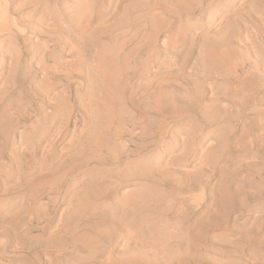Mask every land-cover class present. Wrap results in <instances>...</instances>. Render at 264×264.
<instances>
[{
  "label": "rangeland",
  "instance_id": "obj_1",
  "mask_svg": "<svg viewBox=\"0 0 264 264\" xmlns=\"http://www.w3.org/2000/svg\"><path fill=\"white\" fill-rule=\"evenodd\" d=\"M163 1L0 0V264H58L86 255L87 235H95V252H106L115 264H175L173 250L189 264H264V209L257 212L262 194L245 204L233 202L227 213L208 208L216 197L209 183L214 168L198 165L194 154L162 161L149 178L122 171L158 157L166 127L186 116L210 128L199 108L214 100L227 112L222 120L229 130L238 135L247 129L239 137L246 148L264 140V0H241L219 24L201 21L210 0H182L171 12L163 9L169 0ZM158 18L165 22L153 29ZM195 19L206 27L193 32H206L205 40L183 32V23ZM228 46L242 61L227 75L219 51ZM102 53H115L114 61L123 63L117 82H109V97L95 74ZM205 61L214 64L212 79H205ZM204 79L210 84L199 88ZM214 81L225 83L229 94L210 90ZM244 82L251 97L243 93ZM99 105L114 113L107 124L115 139L107 140L122 145L117 151L84 146V129L94 125ZM75 134L81 139L76 147L70 142ZM239 149L233 153L240 161L236 170L262 182L264 147L249 159ZM138 182L152 183L156 196L161 194L145 216L159 230L178 234L179 228L186 246L176 244L182 243L178 237L170 243L175 246L161 244L142 224L114 217L125 196L141 187ZM74 195L90 197L92 217L79 216L81 222L71 225L66 210ZM251 214L260 216L261 229L244 226Z\"/></svg>",
  "mask_w": 264,
  "mask_h": 264
},
{
  "label": "bare ground",
  "instance_id": "obj_2",
  "mask_svg": "<svg viewBox=\"0 0 264 264\" xmlns=\"http://www.w3.org/2000/svg\"><path fill=\"white\" fill-rule=\"evenodd\" d=\"M179 1H182V0H169L167 3L168 5H166V6L163 5V7H164L163 9H165V10L169 9L170 12L174 11L173 6H178ZM240 1L241 0H210V2L206 3V6L204 8L205 10L202 13L201 21L202 22L203 21L208 22V24H211L214 22H218V24L221 23L223 16H225V14L230 10L231 7H234ZM163 2L165 3L166 0H164ZM253 2H255V1H253ZM196 20L197 19H195V21H192L190 23L189 22H186L185 24L183 23V25H182L183 26L182 27L183 32H186V35H187L186 37H188L189 39L195 38L198 40H201V39L205 40L204 38L206 37V34H205L206 32L203 33V35L201 37H200V33H194L193 32L194 28L205 29V27H206V25L205 26H197V25H202V22L199 21V23H197V25H196ZM164 22L165 21L163 19H160V18L154 20L152 22L153 29H158L157 27L158 26L160 27L162 25V23H164ZM203 46H205V45H203ZM214 50L212 49L211 52ZM218 51H219V49H218ZM219 54L223 55L222 57H224L226 59V63H227L226 67H222V73H224V74L227 73V75H228V74H231L235 68H237V67L240 68L242 59L240 56H238V54L236 53V50H234L233 48L228 46L225 51L220 50ZM110 55H103V53L98 55L99 56V64L95 68L96 77H97L98 81L100 82L99 88H102L101 90L104 92V95H107L108 97L110 96L109 90L107 89L109 82H110V84H111V82L114 84L113 81H115V80L117 82V77L120 75L119 73H120L121 69L123 68V63L120 64L117 61H114V58L116 56L115 53H112ZM216 55H217V53H216ZM107 56H110V57H107ZM203 59H201V60L203 61ZM206 61H205V63H207V64H205V63H204L205 65L203 64V66H205V69L203 68V70H205V75H206L205 79H209L210 77L212 79V77L214 75V73H213L214 64L212 63V61L209 63ZM208 64H210V65H208ZM216 73H218V72H216ZM211 74H213V75L211 76ZM217 75L219 76V74H217ZM220 77H221V75H220ZM205 79L201 80L200 83L199 82L197 83L199 88H201L203 86V84L205 86L204 82L208 81V80L206 81ZM247 82L242 83L243 93H245L246 96L251 97V93L249 91V87H248ZM214 83H215V81L212 82V84L214 86L208 85L210 90L215 89V90H213V92L214 91L216 92L218 90V88H221L222 91L224 92V94H226V95L229 94L228 93L229 89L226 87L225 83L219 82L218 86H217V84H214ZM208 84H210V83H208ZM88 87H89V85H88ZM221 89H219V91ZM218 101H216V100L211 101L206 106L202 105V107L199 108L200 115L203 117V119L206 122H208L207 126H211L210 128H206L204 125L200 124L197 120H195V118H193L191 116H186L185 118L180 120L177 124H175L173 126L166 127L165 132L162 131V133L164 132V134H162V135H164V142L165 143H164V149L163 150L161 149L158 157H156L154 160H153V157L150 159H147L146 162L144 159H143L144 161H140V160H142V159H140V160H138L139 163H137V164H134V162L132 163V164H134V166L131 164V165H128L127 167H125V165H124L125 168H123L122 171L129 172V169H130L131 172L139 173V175L143 178H149V177H151V173L153 172V170L157 169L159 164L162 161L166 160V161L171 162L172 160L175 159L174 158L175 156H178V157L182 156L183 157V156H187V155L191 156V154H194L197 157L196 158L197 161L200 163L198 165L202 166L203 164H206L207 166H212L214 168V172L211 173L212 177H211V180L209 181V183H210V190H211L212 194L214 195V197L215 196L216 197H215V200L213 201V203L212 202L210 203L208 208L213 207L222 213H227V211L229 210V208L231 206L230 204H232L233 202H235V203L236 202H238V203L242 202L241 204H245L248 198L254 197L255 195L262 194L264 196V180H262V182H258L259 183L258 184L256 182H254L253 178H251L252 177L251 174H244V175L239 174L240 171H237L236 169L238 168V166H239L238 163H240V161L238 162L236 160V157L233 155V153L236 151V148H240L239 150L244 152L242 156H245L249 159L250 156H252V155L254 156V154H256L257 150L258 151L262 150V147H264V140H262L261 138H256V141H255L256 147L253 149H252V147L246 148L245 147L246 145L242 144L239 137L242 136L246 132L247 129L245 128L246 129L245 130L243 128L242 130H240L241 132L238 135H235V133L233 131L229 130L226 127V125H224V122L222 120L223 115L227 114V112L225 111L224 108L221 107V105H220V103H218ZM237 104H240V103L237 102ZM95 111H96L95 112L96 114H95L94 119H93L94 125L91 127V129L86 128V129H84L85 132L82 131L83 133L88 134L87 137H85V138H87L86 139L87 143H85L84 146L88 147V145H90V146H94V145L105 146L106 145L108 147H111L112 150H114V151L119 150V146L121 147L122 145H120V143L118 144L117 142L115 143V142L111 141V140L115 139V137H113L114 134L110 137L109 131L111 129L108 130V124H107L109 121H110L109 123L111 124L113 119H114L113 111H111L108 106L105 107L103 105L97 106ZM0 123H2V122H0ZM92 124H93V122H92ZM105 124H107V125L104 126ZM161 126L163 128V125H161ZM165 126L166 125H164V128H165ZM1 127L3 128L4 136L9 134L8 128H4L3 126H1ZM89 127L90 126H88V128ZM160 129L161 128L159 126V130ZM77 133H78V131H77ZM75 135H73V136L71 135L72 140H70V139L69 140L71 143L74 144L75 147L77 145L80 146L79 144L81 142H79L78 140H81V139H79L80 138L79 135H76V136H78V139H77V137H74ZM161 137L162 136H160V138ZM107 139H111V140H107ZM77 141H78V144H77ZM70 145H72V144H70ZM72 147H73V145H72ZM123 149H124V147H123ZM86 152H92V151L87 149ZM193 157L195 158V156H193ZM178 161H180V160H178ZM98 170H96V172ZM122 171L120 172L121 175H122ZM96 172L92 173V176H93V178L95 177L97 179L96 176H97V174L100 176V173H99L100 171H98V173H96ZM260 172H261V169L259 168V170L257 171V174L259 175ZM104 173H101V174L103 175ZM194 173H195V175H198V174H200V171L195 170ZM137 176H138V174H137ZM89 177L92 178L91 174H90V176L87 177V179H89ZM96 182L97 181H95V183ZM138 184H139V182H138ZM144 184H146V183L144 182ZM96 185H94V186H96ZM147 185L148 186H141V187L135 186V188L137 187L135 189V191L134 192L132 191V190H134V188H133L131 190L133 193L129 192L132 194H127L123 200V204L120 203L123 206H121V207L119 206L120 208L119 207L116 208V209L119 208L120 210H117L116 214H114V217H118L119 219L121 218L122 220L126 221L128 224L133 223V222H135V224H137V223L142 224V226L146 227L147 232H149L152 236L154 235V238H156L159 241V243H161V244H167L169 246H171V245L175 246L174 244H170V243H172L171 242L172 240L174 242V239H176L178 237L177 240H179V238H180L182 243L180 242V243H176V244L180 245L182 247L186 246L185 245V239L186 238L184 239V236L182 237L180 235L181 233H179L180 232L179 228H178V234L179 235L177 234V232L173 231V229L169 230L168 228H166V230H162L160 228V230H159L158 226H157V228L154 227V225H156V224H154L151 221L153 218L152 219L150 218V220H149V218L147 217V216H150L149 215L150 212L148 213L147 211L150 207H153V203H154L153 199L158 198V200H159V197H161V194L158 195L159 192L156 196V193H155L156 191H154L155 189H153V186L155 187V185H153L152 183H148ZM126 193H127V191H126ZM87 200H85V198L81 197V195H79V196L74 195L71 197V200L69 202L70 207L68 206L69 209L66 210V213H67L66 216H68V218H66V220L68 219L66 221L67 224L72 225L73 222H75V223L79 222L80 223L81 220L78 222L76 221L79 218V216H82L81 219L82 218L88 219L89 217H92V216H90L92 213L90 212V210H88L89 209L88 208L89 203H87ZM158 200H155V201L157 202ZM156 202H155V204H156ZM109 209L111 210L112 208H109ZM205 209L206 208H204V210ZM263 209H264V205L261 206L259 209H257V212H258V210L260 212ZM91 210L95 211L93 209H91ZM131 211L135 212V213H131ZM107 212H108V210H107ZM112 212H113V210H112ZM114 213H115V211H114ZM136 213H137V215H136ZM145 214H147V216H145ZM249 216L250 217L246 220L244 226H246L250 230H253V229L258 230V228L261 229L263 224L260 223V221H259L260 216L257 215L254 217L253 214H251ZM75 223H73V225ZM83 224H84V222H83ZM176 224L178 225V223H176ZM91 225H92V223H91ZM67 226H69V225H67ZM69 227H71V226H69ZM136 228H133V229H136ZM263 228H264V226H263ZM181 229L182 228L180 227V230ZM248 229H247V231H248ZM245 232L246 231H244V234H245ZM71 233H72V231H71ZM242 233H240V234H242ZM185 236L187 237V235H185ZM86 237H88V238H86ZM86 237H85L86 239L84 241L86 243H84V244H87V246L91 248L90 253H87L86 255H81V256H78V255L74 256V257L70 256V258L67 257L66 259H63V260L61 259L62 261L58 262V264H115L112 261L111 257L106 254V252L105 253L102 252L100 254V256L98 255L97 250L95 252V249H96L95 248L96 247L95 240L96 239H94L93 237H90V235H87ZM254 243H256V242H254ZM97 244H99V242H97ZM177 245L175 248H177ZM238 245H240V244H238ZM248 246L250 247L249 244H248ZM249 247H248V249H249ZM255 248H256V246H255ZM251 250H253L252 247H251ZM255 252H257V251H255ZM170 254H171L170 262L175 263V264H189V261L183 256V254L180 251L177 252V251L173 250ZM133 261H136V260H134V258H132V259L129 258L128 263L129 262L132 263ZM55 264H56V262H55Z\"/></svg>",
  "mask_w": 264,
  "mask_h": 264
}]
</instances>
